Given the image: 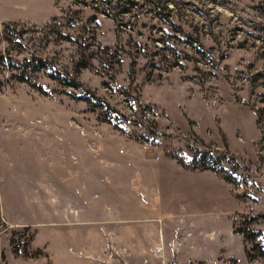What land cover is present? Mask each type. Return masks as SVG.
Returning a JSON list of instances; mask_svg holds the SVG:
<instances>
[{
    "label": "rangeland",
    "instance_id": "374dc122",
    "mask_svg": "<svg viewBox=\"0 0 264 264\" xmlns=\"http://www.w3.org/2000/svg\"><path fill=\"white\" fill-rule=\"evenodd\" d=\"M0 264H264V0H0Z\"/></svg>",
    "mask_w": 264,
    "mask_h": 264
},
{
    "label": "crops",
    "instance_id": "0c3cea01",
    "mask_svg": "<svg viewBox=\"0 0 264 264\" xmlns=\"http://www.w3.org/2000/svg\"><path fill=\"white\" fill-rule=\"evenodd\" d=\"M76 132V131H75ZM77 134V132H76ZM81 145L78 146V153L77 158H73L72 166L67 160V152L61 153V160L59 161V164L62 165V171L59 173H50L46 169H43L40 167L39 162H32L29 164V167L27 169H24L26 171L32 170L35 174H39V177L43 181L53 182V191H68L73 194H81L84 195L90 191L93 190L92 184H89V176H88V161L85 159V155H87L89 150H79V147H85L87 148L86 142H88V138H83L80 135ZM91 149L89 152V155L91 154ZM26 166V165H25ZM23 166V168H26ZM72 168L74 176H71L69 172H67V169ZM9 172H12L13 169H8ZM11 175V173H10ZM49 185V184H46ZM91 196V195H89ZM84 199L86 200V195H84Z\"/></svg>",
    "mask_w": 264,
    "mask_h": 264
},
{
    "label": "trees",
    "instance_id": "16d2710c",
    "mask_svg": "<svg viewBox=\"0 0 264 264\" xmlns=\"http://www.w3.org/2000/svg\"><path fill=\"white\" fill-rule=\"evenodd\" d=\"M210 169H213V170H216V171H220V169H218L217 167H210ZM227 180L230 181V179H228V177H227Z\"/></svg>",
    "mask_w": 264,
    "mask_h": 264
},
{
    "label": "bare ground",
    "instance_id": "6f19581e",
    "mask_svg": "<svg viewBox=\"0 0 264 264\" xmlns=\"http://www.w3.org/2000/svg\"><path fill=\"white\" fill-rule=\"evenodd\" d=\"M162 250V249H161Z\"/></svg>",
    "mask_w": 264,
    "mask_h": 264
}]
</instances>
